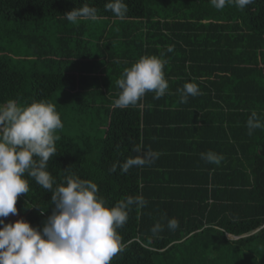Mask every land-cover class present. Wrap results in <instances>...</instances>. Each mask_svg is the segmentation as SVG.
Here are the masks:
<instances>
[{"label": "trees", "instance_id": "obj_1", "mask_svg": "<svg viewBox=\"0 0 264 264\" xmlns=\"http://www.w3.org/2000/svg\"><path fill=\"white\" fill-rule=\"evenodd\" d=\"M107 2L0 0V104L63 99L69 115L106 121L101 137L60 134L48 171L54 188L69 175L95 182L108 206L145 198L118 229L125 248L111 264H264V129L249 135L246 126L253 111L264 117V0L243 10H218L210 0H125L122 19ZM85 3L97 19H66ZM161 53L165 95L114 107L124 69ZM189 82L199 94L181 103L177 89ZM138 146L158 153L155 162L111 171L140 155ZM209 150L224 155L220 165L201 159ZM28 179L18 219L42 229L55 209L52 193ZM169 218L179 227L169 230ZM157 222L164 230L153 235Z\"/></svg>", "mask_w": 264, "mask_h": 264}, {"label": "clouds", "instance_id": "obj_2", "mask_svg": "<svg viewBox=\"0 0 264 264\" xmlns=\"http://www.w3.org/2000/svg\"><path fill=\"white\" fill-rule=\"evenodd\" d=\"M218 10L226 5H235L243 10L254 0H210ZM117 18H124L129 11L125 0H108L104 5ZM66 19L77 23L81 18L97 19V9L85 3L65 14ZM173 46L167 51L172 52ZM165 54L145 55L124 69L122 78L116 81L120 88L114 107L136 106L148 92L154 99L165 95L169 87L165 79ZM180 93V102L187 103L189 96L199 94L198 85L185 83ZM246 126L251 135L255 129H264V117L253 111ZM63 128L60 114L53 103L33 101L20 106L15 100L0 104V264H111L112 258L124 250L125 244L118 229L129 218L133 206L143 208L147 201L142 195L127 196L114 206H108L98 195V185L91 181L69 175L56 186L48 171V162L57 153L56 131ZM140 155L127 158L122 164H113L111 171L119 166L122 173L133 167L154 163L158 153L134 148ZM201 159L220 165L223 154L209 150L201 153ZM29 177L43 189L52 193L55 209L44 222L42 229L28 221L18 219L5 223L3 218L17 215V199L30 190ZM37 207V206H32ZM179 222L167 220V228L175 230ZM164 230L157 222L151 229L153 235Z\"/></svg>", "mask_w": 264, "mask_h": 264}, {"label": "rangeland", "instance_id": "obj_3", "mask_svg": "<svg viewBox=\"0 0 264 264\" xmlns=\"http://www.w3.org/2000/svg\"><path fill=\"white\" fill-rule=\"evenodd\" d=\"M98 25H101L98 23ZM102 26V25H101ZM113 36H116V38H119V32H117V29L109 28L107 29V33H112ZM101 63H103L102 59L99 58ZM115 81V80H114ZM54 105H57L56 110L61 116L63 128L56 131L55 135L59 136L60 134L66 133V134H72V133H78L80 131H87L90 135L101 137L103 135L104 126L106 121L101 120L94 122L90 113H85L81 116H76L75 114H68L67 108H69V104L66 105L65 101L62 99L60 101L56 100V102H51ZM71 109V108H69ZM19 214L17 215H9L7 218H3L5 220V223H14L18 218Z\"/></svg>", "mask_w": 264, "mask_h": 264}]
</instances>
